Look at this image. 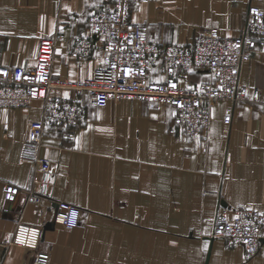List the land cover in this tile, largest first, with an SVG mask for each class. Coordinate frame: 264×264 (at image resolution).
<instances>
[{"label": "crops", "instance_id": "0c3cea01", "mask_svg": "<svg viewBox=\"0 0 264 264\" xmlns=\"http://www.w3.org/2000/svg\"><path fill=\"white\" fill-rule=\"evenodd\" d=\"M250 5L264 11V0H150L132 3L129 17L157 44H185L204 27L240 34ZM111 6L112 0H0V65H33L47 39L54 42V81L89 78L103 51L87 17ZM76 36L91 43L87 52L74 51ZM150 77L163 78L161 60ZM179 77L182 84L214 81L207 69ZM238 78L248 99L210 104V122L194 139L181 127L168 130L162 105L110 99L94 106L82 92L83 119L71 137L43 132L39 166L24 155V144L42 101L0 106V264H264V225L250 259L242 245L213 235L219 208L264 215V42L240 65ZM48 94L69 97L73 90L54 85ZM39 168L49 170L51 183L35 204L27 193L37 188ZM4 182L20 188L12 200L3 198ZM61 203L80 207L76 226L54 223ZM18 222L41 227L35 248L10 243ZM38 251L46 253L44 263L35 262Z\"/></svg>", "mask_w": 264, "mask_h": 264}, {"label": "built area", "instance_id": "2783aa9c", "mask_svg": "<svg viewBox=\"0 0 264 264\" xmlns=\"http://www.w3.org/2000/svg\"><path fill=\"white\" fill-rule=\"evenodd\" d=\"M150 0H112L108 9L88 14L89 28L102 38V63L89 78L66 84L54 81L51 76L53 40L40 42L36 62L22 65H0V106L27 104L32 99L42 101L41 116L29 123L24 155L39 166L38 149L46 129L61 130L67 137L83 119V106L78 100L85 92L89 103L104 106L110 99H136L151 106L162 105L169 119L170 132L181 127L188 138L194 139L210 122L209 106L216 100L234 104L248 99L247 88L239 81L240 65L247 61L258 42H264V11L250 5L244 30L235 36H223L213 27H204L185 44H157L146 36V26L132 21L129 8L132 3ZM74 51L85 53L91 43L82 36L74 38ZM163 64V78L154 80L150 69L155 61ZM196 69H207L214 81L182 84L180 74ZM54 85H67L73 95L50 96ZM174 85V87H173ZM254 94L252 98H255ZM228 108L224 121L229 122ZM34 180L36 189L27 193V199L42 204L50 186V172L38 169ZM20 188L11 182L2 184L5 200H12ZM75 213V215H73ZM81 209L77 205L61 203L53 216L54 223L67 228L80 222ZM262 212L252 208H219L216 213L214 236L222 237L227 244H240L246 259L260 249ZM41 227L18 222L10 243L35 248ZM46 253L38 251L35 262H45Z\"/></svg>", "mask_w": 264, "mask_h": 264}, {"label": "snow or ice", "instance_id": "6c2138e0", "mask_svg": "<svg viewBox=\"0 0 264 264\" xmlns=\"http://www.w3.org/2000/svg\"><path fill=\"white\" fill-rule=\"evenodd\" d=\"M173 87H174V85H173ZM65 95H67V93H65ZM73 215H75V213H73Z\"/></svg>", "mask_w": 264, "mask_h": 264}, {"label": "water", "instance_id": "95a60500", "mask_svg": "<svg viewBox=\"0 0 264 264\" xmlns=\"http://www.w3.org/2000/svg\"><path fill=\"white\" fill-rule=\"evenodd\" d=\"M47 225H49V224H47Z\"/></svg>", "mask_w": 264, "mask_h": 264}]
</instances>
